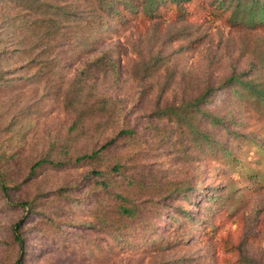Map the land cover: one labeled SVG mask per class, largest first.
<instances>
[{
	"label": "rangeland",
	"instance_id": "rangeland-1",
	"mask_svg": "<svg viewBox=\"0 0 264 264\" xmlns=\"http://www.w3.org/2000/svg\"><path fill=\"white\" fill-rule=\"evenodd\" d=\"M162 1L0 0V264H264V24Z\"/></svg>",
	"mask_w": 264,
	"mask_h": 264
},
{
	"label": "trees",
	"instance_id": "trees-1",
	"mask_svg": "<svg viewBox=\"0 0 264 264\" xmlns=\"http://www.w3.org/2000/svg\"><path fill=\"white\" fill-rule=\"evenodd\" d=\"M161 2H163V1L161 0ZM167 3H168V0H167V2L165 1V3H162V4H167ZM252 5L254 6V10L250 12V15L251 16H260L259 22H263V24H264V3H262L260 0H252ZM158 6L160 7V2L156 6V0H145L144 7H143L142 11L153 14L154 12H157L156 10H158V8H159ZM40 163H42V160L37 161L34 164V166H37ZM15 236L18 240L21 241V243L23 242V239H22L20 233H16ZM22 263H23L22 256H20L16 260V264H22Z\"/></svg>",
	"mask_w": 264,
	"mask_h": 264
}]
</instances>
